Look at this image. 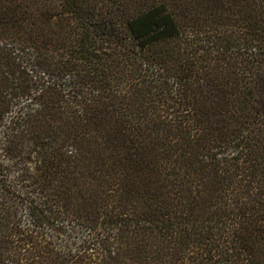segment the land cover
Segmentation results:
<instances>
[{"label": "trees", "instance_id": "1", "mask_svg": "<svg viewBox=\"0 0 264 264\" xmlns=\"http://www.w3.org/2000/svg\"><path fill=\"white\" fill-rule=\"evenodd\" d=\"M0 264H264V0H0Z\"/></svg>", "mask_w": 264, "mask_h": 264}]
</instances>
